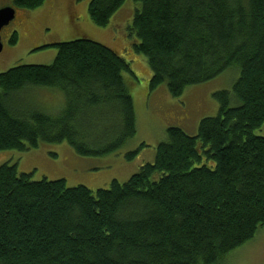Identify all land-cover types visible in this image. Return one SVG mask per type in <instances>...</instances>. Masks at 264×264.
<instances>
[{
	"label": "trees",
	"instance_id": "trees-1",
	"mask_svg": "<svg viewBox=\"0 0 264 264\" xmlns=\"http://www.w3.org/2000/svg\"><path fill=\"white\" fill-rule=\"evenodd\" d=\"M125 1L91 0L90 21L107 27ZM132 1V50L150 69L149 92L165 85L179 99L233 66L238 79L213 93L218 113L196 136L168 128L154 162L126 183L94 192L2 165L0 264H221L264 228V137L254 135L264 124V0ZM50 47L52 65L0 74V152L66 143L81 157L117 153L137 132L129 64L87 38ZM28 88L61 92L62 110L17 112L11 99Z\"/></svg>",
	"mask_w": 264,
	"mask_h": 264
},
{
	"label": "rangeland",
	"instance_id": "rangeland-1",
	"mask_svg": "<svg viewBox=\"0 0 264 264\" xmlns=\"http://www.w3.org/2000/svg\"><path fill=\"white\" fill-rule=\"evenodd\" d=\"M90 1L45 0L32 11L16 9L15 20L0 32L3 46L0 74L21 66L52 65L57 54L52 45L87 38L108 47L129 64L134 75L122 73L135 104V137L117 153L100 158L78 156L66 143L40 144L37 149L22 153L2 151L0 167L16 165L18 173L28 175L31 182L63 180L69 188L82 186L95 192L108 189L112 181L126 183L143 165L153 163L155 149L166 139L168 128H179L190 137L196 136L200 121L218 113L213 93L230 92L240 72L233 66L209 82L186 89L179 99L171 98L165 85L149 92L150 69L145 58L133 52L135 38L129 33L140 5L126 0L108 26L99 28L89 19ZM6 5L13 7V0H0V8ZM14 36L16 42L11 44ZM43 47L48 48L40 49ZM11 102L14 110L23 114L39 111L56 115L65 99L55 89L28 88ZM254 135L264 137V124ZM142 145L148 146L127 161L125 155L136 152ZM221 264H264V228L251 241L230 252Z\"/></svg>",
	"mask_w": 264,
	"mask_h": 264
},
{
	"label": "water",
	"instance_id": "water-1",
	"mask_svg": "<svg viewBox=\"0 0 264 264\" xmlns=\"http://www.w3.org/2000/svg\"><path fill=\"white\" fill-rule=\"evenodd\" d=\"M15 18V10L12 7H4L0 9V32L3 28L7 27ZM3 46L0 38V53Z\"/></svg>",
	"mask_w": 264,
	"mask_h": 264
},
{
	"label": "flooded vegetation",
	"instance_id": "flooded-vegetation-1",
	"mask_svg": "<svg viewBox=\"0 0 264 264\" xmlns=\"http://www.w3.org/2000/svg\"><path fill=\"white\" fill-rule=\"evenodd\" d=\"M77 0H73V2L75 3ZM15 10H16V8H15ZM16 15H17V12H15V18H16Z\"/></svg>",
	"mask_w": 264,
	"mask_h": 264
},
{
	"label": "crops",
	"instance_id": "crops-1",
	"mask_svg": "<svg viewBox=\"0 0 264 264\" xmlns=\"http://www.w3.org/2000/svg\"><path fill=\"white\" fill-rule=\"evenodd\" d=\"M134 107H135V104H134Z\"/></svg>",
	"mask_w": 264,
	"mask_h": 264
}]
</instances>
